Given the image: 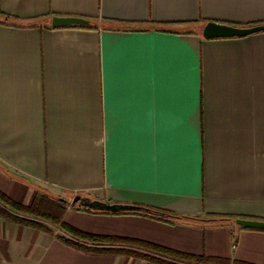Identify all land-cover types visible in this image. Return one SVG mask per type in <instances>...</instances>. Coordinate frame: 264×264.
I'll use <instances>...</instances> for the list:
<instances>
[{"label": "crops", "instance_id": "obj_1", "mask_svg": "<svg viewBox=\"0 0 264 264\" xmlns=\"http://www.w3.org/2000/svg\"><path fill=\"white\" fill-rule=\"evenodd\" d=\"M0 12L44 17L0 22V192L58 197L65 224L100 238L0 216V264H264V231L186 218L264 220V30L202 36L208 22L264 25V0H0ZM75 195L148 210H82Z\"/></svg>", "mask_w": 264, "mask_h": 264}, {"label": "trees", "instance_id": "obj_2", "mask_svg": "<svg viewBox=\"0 0 264 264\" xmlns=\"http://www.w3.org/2000/svg\"><path fill=\"white\" fill-rule=\"evenodd\" d=\"M44 17H38L36 19H29V20H19L16 18L9 19L4 15L2 12H0V22H8L9 20L15 21L17 23H24V25H36ZM74 208L76 205L73 206ZM66 209V206L62 203L61 199L53 198L49 195H39L37 196L33 202L29 206H24L21 204H18L12 200H10L6 195L0 192V216L5 217L6 219H9L11 221L22 223L25 225H30L39 229H43L48 232H52V229H50L47 225L39 221L46 220L53 224H56L60 226L62 229L70 232L76 237L79 238H86L92 241H98L100 240L99 237L89 236L85 235L81 232H78L71 227H69L67 224H65L62 221V215ZM82 210H88L92 212L97 213H115V212H109V211H101V210H92L88 208H80ZM19 213L29 215L31 217H27L24 215H20ZM186 218H189L193 221H212V222H234L236 218H244L242 216H233V215H217V214H208L204 216L203 218L200 217H189L186 216ZM246 229H253V230H262L264 229H257V228H247ZM60 240L68 243L69 245L75 246L80 248L78 244L66 239L62 235H56Z\"/></svg>", "mask_w": 264, "mask_h": 264}, {"label": "water", "instance_id": "obj_3", "mask_svg": "<svg viewBox=\"0 0 264 264\" xmlns=\"http://www.w3.org/2000/svg\"><path fill=\"white\" fill-rule=\"evenodd\" d=\"M50 23L52 27H60L70 25H87L89 21L87 19L74 16H53ZM260 30H264V25L238 27L233 25L208 22L202 28V36L204 38L243 36ZM71 204H79L92 210L109 212L148 210L143 209L142 207L137 205L108 203L101 200H90L80 195H75L71 201ZM234 222L236 225L241 227L264 229V220L236 218Z\"/></svg>", "mask_w": 264, "mask_h": 264}, {"label": "rangeland", "instance_id": "obj_4", "mask_svg": "<svg viewBox=\"0 0 264 264\" xmlns=\"http://www.w3.org/2000/svg\"><path fill=\"white\" fill-rule=\"evenodd\" d=\"M20 215H24V216H27V217H31V216H29V215H26V214H22V213H19ZM39 221H41L42 223H44V224H46V225H50V226H55V225H53V223H51V222H49V221H46V220H41V219H39Z\"/></svg>", "mask_w": 264, "mask_h": 264}]
</instances>
